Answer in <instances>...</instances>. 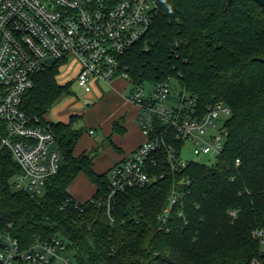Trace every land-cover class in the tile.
Returning <instances> with one entry per match:
<instances>
[{
  "label": "trees",
  "instance_id": "obj_1",
  "mask_svg": "<svg viewBox=\"0 0 264 264\" xmlns=\"http://www.w3.org/2000/svg\"><path fill=\"white\" fill-rule=\"evenodd\" d=\"M158 3L152 29L122 57V66L132 85L175 81L196 97L199 116L218 103L227 106L223 153L213 165L188 161L173 172L167 152H156L150 163L156 180L116 195L109 214L108 173L95 171L93 154L75 155L83 135L78 117L69 123L47 118L71 94L72 83L59 84L55 63L35 77L22 107L51 126L62 155L59 173L33 196L14 188L20 168L0 153V233L10 232L22 250L58 239L73 264L264 263L254 236L264 233V62L256 60L264 58V8L255 0ZM155 125L180 155L184 143L161 121ZM82 174L96 185L85 202L69 191ZM176 186L184 196L163 225Z\"/></svg>",
  "mask_w": 264,
  "mask_h": 264
},
{
  "label": "built area",
  "instance_id": "obj_2",
  "mask_svg": "<svg viewBox=\"0 0 264 264\" xmlns=\"http://www.w3.org/2000/svg\"><path fill=\"white\" fill-rule=\"evenodd\" d=\"M158 12V0H0V153H8L20 168L14 188L40 196L62 166L51 126L32 120L22 107L35 77L55 63L76 58L80 62L76 81L86 92L92 90V81L111 84L118 78L130 79L122 57L150 32ZM171 92L170 79L150 84L149 89L145 84L131 86L127 99L139 109L147 141L109 170L110 191L104 203L109 214L116 195L156 180L150 168L156 152H167L173 172L187 166L188 161L157 133V120L179 141L193 140L196 155L216 153L219 158L223 153L227 133L222 115L229 117L230 109L218 103L199 116L196 97L182 89L177 104L170 100ZM182 196L177 186L173 188L161 217L163 225ZM254 236L264 251V233ZM66 250L58 239L38 240L22 250L10 232L0 233L2 264H73Z\"/></svg>",
  "mask_w": 264,
  "mask_h": 264
},
{
  "label": "crops",
  "instance_id": "obj_3",
  "mask_svg": "<svg viewBox=\"0 0 264 264\" xmlns=\"http://www.w3.org/2000/svg\"><path fill=\"white\" fill-rule=\"evenodd\" d=\"M91 86L92 90L86 92L85 103L68 108L62 115L69 117V120L59 122L69 123L73 116L78 117L76 128L80 121L84 122L86 129H83L75 155L93 154L94 169L98 174H103L143 145L147 137L139 123L138 107L127 99L130 89L125 79L118 78L111 84L92 81ZM83 176L85 180H90L83 174L79 177ZM82 185L73 196L85 202L95 194L96 185L91 180L89 186L86 182H82Z\"/></svg>",
  "mask_w": 264,
  "mask_h": 264
},
{
  "label": "rangeland",
  "instance_id": "obj_4",
  "mask_svg": "<svg viewBox=\"0 0 264 264\" xmlns=\"http://www.w3.org/2000/svg\"><path fill=\"white\" fill-rule=\"evenodd\" d=\"M80 71V62L76 58H72L67 62H64L59 67V74L57 75V80L59 84L66 85L68 83L71 84V94L69 96L62 97L55 106L50 110L49 114L47 115V118L49 120H52L54 122L59 121H68L69 117H65L62 115L65 111H67L70 107H77L79 104L85 103V97L87 95L86 91L79 85V83L76 81V78L78 76V73ZM127 82L128 88L130 89L132 86V82L130 79L125 80ZM145 87L147 89L150 88V84H145ZM129 90L127 91V93ZM182 92V88L175 82L172 81V92H171V101L174 103V101L177 102V104L180 103L179 95ZM177 98V99H176ZM175 102V103H176ZM167 104H169V101H167ZM63 116V117H62ZM228 117L222 115V119H227ZM78 128L80 129H86L84 122L80 121L78 124ZM212 134H216L217 131L211 130ZM195 143L193 140L189 139L186 140L185 143L182 145L180 150V157L184 161H198L204 164L213 165L217 162L218 157L216 153H211L207 155H196L195 152ZM84 177V176H83ZM82 182H86V185H90V180H88L85 177L81 178L79 177L70 187L69 191L72 195H75L77 190L81 188ZM75 264H78L75 262Z\"/></svg>",
  "mask_w": 264,
  "mask_h": 264
},
{
  "label": "water",
  "instance_id": "obj_5",
  "mask_svg": "<svg viewBox=\"0 0 264 264\" xmlns=\"http://www.w3.org/2000/svg\"><path fill=\"white\" fill-rule=\"evenodd\" d=\"M256 2H258L263 8H264V0H255ZM232 0H229V3H231ZM256 60L260 61V62H264V58H257ZM48 63L51 64L52 60H48Z\"/></svg>",
  "mask_w": 264,
  "mask_h": 264
}]
</instances>
